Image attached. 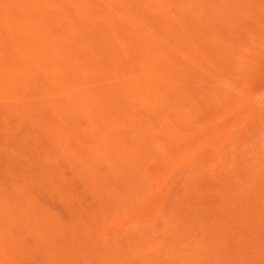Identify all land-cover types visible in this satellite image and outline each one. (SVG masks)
<instances>
[{"label": "rangeland", "instance_id": "374dc122", "mask_svg": "<svg viewBox=\"0 0 264 264\" xmlns=\"http://www.w3.org/2000/svg\"><path fill=\"white\" fill-rule=\"evenodd\" d=\"M0 264H264V0H0Z\"/></svg>", "mask_w": 264, "mask_h": 264}]
</instances>
